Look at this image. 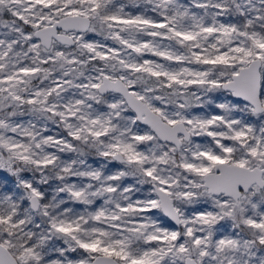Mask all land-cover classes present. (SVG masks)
Returning a JSON list of instances; mask_svg holds the SVG:
<instances>
[{
    "label": "snow or ice",
    "instance_id": "snow-or-ice-1",
    "mask_svg": "<svg viewBox=\"0 0 264 264\" xmlns=\"http://www.w3.org/2000/svg\"><path fill=\"white\" fill-rule=\"evenodd\" d=\"M0 264H264V0H0Z\"/></svg>",
    "mask_w": 264,
    "mask_h": 264
}]
</instances>
